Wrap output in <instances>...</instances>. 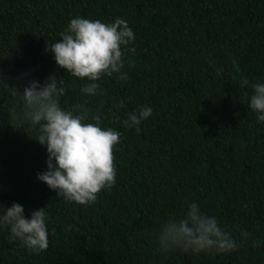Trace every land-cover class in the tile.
<instances>
[{"label":"trees","instance_id":"obj_1","mask_svg":"<svg viewBox=\"0 0 264 264\" xmlns=\"http://www.w3.org/2000/svg\"><path fill=\"white\" fill-rule=\"evenodd\" d=\"M76 16L120 17L136 34L128 79L106 77L104 95L89 102L123 134L117 182L91 206L57 197L37 179L46 148L0 84V210L17 202L26 217L45 206L49 215L39 254L0 229V264H264V247L250 242L227 254L165 255L148 236L195 200L237 239L241 231L264 238V123L248 107L250 84L264 80V0H0V77L22 92L54 74L70 85L62 103H82L83 82L45 51ZM143 104L152 116L139 133L125 129V113Z\"/></svg>","mask_w":264,"mask_h":264},{"label":"clouds","instance_id":"obj_2","mask_svg":"<svg viewBox=\"0 0 264 264\" xmlns=\"http://www.w3.org/2000/svg\"><path fill=\"white\" fill-rule=\"evenodd\" d=\"M135 41L133 28L123 18L103 22L82 16L71 18L55 42L46 41L45 51L52 54L56 65L68 76L83 82L79 89L83 102L71 106L62 103L70 88L68 81L54 74L44 83L29 80L22 92L0 77V84L19 103L21 120L35 130V140L46 148V169L37 173V179L66 202L91 206L102 191L111 190L117 182L114 151L123 134L106 126L103 111L90 107L89 102L104 95L100 82L106 77L115 75L118 81L128 79L124 69L132 63L131 54L136 49L131 45ZM232 64L239 72V64L234 59ZM243 84L249 85V80L244 78ZM250 88L248 107L255 114L257 124L264 123V80L251 83ZM16 106V103L12 105L13 115ZM124 108L123 101L114 104L117 122ZM152 114L153 108L149 105H138L125 113L123 127L139 133L141 124ZM48 224L46 206L27 217L24 206L17 202L0 210V229H6L9 239L18 241L29 253L39 254L48 248ZM148 236L156 242L157 251L165 255L176 250L227 254L249 242L253 248L264 247V238L250 237L243 231L237 239L216 215L205 212L195 200H186L181 213L160 220Z\"/></svg>","mask_w":264,"mask_h":264}]
</instances>
